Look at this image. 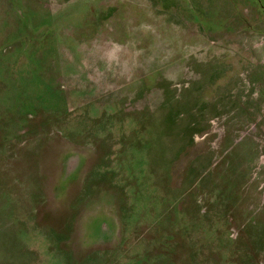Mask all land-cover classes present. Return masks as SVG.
Here are the masks:
<instances>
[{"label":"rangeland","instance_id":"1","mask_svg":"<svg viewBox=\"0 0 264 264\" xmlns=\"http://www.w3.org/2000/svg\"><path fill=\"white\" fill-rule=\"evenodd\" d=\"M0 264H264V0H0Z\"/></svg>","mask_w":264,"mask_h":264}]
</instances>
